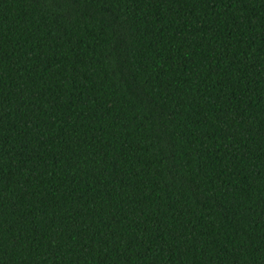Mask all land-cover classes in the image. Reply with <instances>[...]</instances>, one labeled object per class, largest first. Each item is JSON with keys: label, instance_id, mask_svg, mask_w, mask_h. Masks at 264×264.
<instances>
[{"label": "trees", "instance_id": "obj_1", "mask_svg": "<svg viewBox=\"0 0 264 264\" xmlns=\"http://www.w3.org/2000/svg\"><path fill=\"white\" fill-rule=\"evenodd\" d=\"M0 264H264V0H0Z\"/></svg>", "mask_w": 264, "mask_h": 264}]
</instances>
